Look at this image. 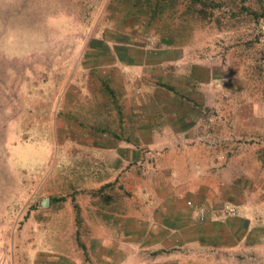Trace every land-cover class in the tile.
<instances>
[{
	"label": "rangeland",
	"instance_id": "rangeland-1",
	"mask_svg": "<svg viewBox=\"0 0 264 264\" xmlns=\"http://www.w3.org/2000/svg\"><path fill=\"white\" fill-rule=\"evenodd\" d=\"M175 1L158 20L136 23L128 37L111 0H0V264H59L39 256L68 247L77 250L73 260L79 255L73 264H98L88 249L101 235L98 222L112 221L103 212H127L150 199L145 185L134 197L130 180L116 183L122 180V168H113L116 151L108 157L91 149L114 141L101 132L127 124L91 88L99 61L90 57L89 41L113 46L124 36L153 59L132 68L117 63L128 90L143 97L158 90L156 96L176 103L178 117L177 126L167 116L158 120L154 141L142 136L137 143L139 163L124 168L155 179L159 158L181 144L172 128H188L201 145H216V170L245 199L262 238L255 246L165 253L119 244L127 256L116 264H264V0H217L204 18ZM233 208L234 216L242 214Z\"/></svg>",
	"mask_w": 264,
	"mask_h": 264
},
{
	"label": "crops",
	"instance_id": "crops-1",
	"mask_svg": "<svg viewBox=\"0 0 264 264\" xmlns=\"http://www.w3.org/2000/svg\"><path fill=\"white\" fill-rule=\"evenodd\" d=\"M108 10L112 9L108 7ZM142 22L144 20L141 18H124L122 26L132 33L128 37L138 30L136 23ZM126 40H128L126 36L123 40L114 38L113 46L96 39L89 41L92 52L101 51L99 54H96L98 51L88 52L90 57L99 61L98 68L90 72L91 88L102 97L100 102L110 104L112 107L110 111L116 110L119 116H123L125 125L127 124V127L118 130V133L113 131L127 140L117 141L114 133L104 131L101 135L107 133L106 135L114 138V141L93 145L91 149L103 154L108 153V157L116 151L119 156L113 158V168H122L120 176L122 180H115L116 183L130 180L132 189L137 190L134 191V197H138L137 192L145 185L150 193V199L144 202L142 207H132L127 212L125 210L110 214L103 212L108 218L112 216V221L102 219L98 222L101 235L94 237L97 239L94 241L95 245L91 244L88 251L93 248L90 252L97 258L98 264H116L123 262L122 259L127 256L124 254L125 247H119V244L129 245L132 249L135 247L141 249L142 246L153 248L154 251L163 253L172 248L184 250L198 247L219 250L235 249L242 243L249 246L259 244L262 237L261 234L258 236V231L254 227L255 222L248 216L249 208L245 204V199H242L239 193L233 192L234 188L229 185L230 179L225 177V172L216 170V145H211V148L201 145L198 136H193L187 131L188 128L181 127L180 130L175 128L178 125V117L173 109L176 103L171 98L163 101L161 97L156 96L158 91L156 89L153 90L152 97L137 96L132 88L128 90L129 84L120 73L117 63L132 68L149 65L153 59L151 60V55L144 54V51L127 45ZM101 82L103 87L99 84ZM104 86L112 91L113 96L104 90ZM189 110L190 108L185 111L186 114ZM164 116L169 118L171 124H176L174 129L172 128L174 133L170 135L181 144L167 148L159 158L155 179L142 180L139 168L137 171L134 166L129 167L131 170L124 167L126 163L135 161L139 163L137 143L142 136H146L149 137V141L145 142L151 144V139L154 141L152 137L157 133V127L154 125ZM181 118L187 122V118L182 115ZM102 157L105 159V156ZM98 182L109 183L106 180H93L91 184ZM45 199L48 200V204L43 206L44 209L50 205V197ZM189 202L191 206L188 205ZM228 204L229 207H236L239 212L243 210L242 214L234 217L224 215L222 209ZM195 208L202 209L203 221L198 220ZM75 250L76 248L68 247L65 251L56 250L50 255L42 253L39 260L47 261L55 257L59 264H73V261L79 260V255L73 260Z\"/></svg>",
	"mask_w": 264,
	"mask_h": 264
},
{
	"label": "trees",
	"instance_id": "trees-1",
	"mask_svg": "<svg viewBox=\"0 0 264 264\" xmlns=\"http://www.w3.org/2000/svg\"><path fill=\"white\" fill-rule=\"evenodd\" d=\"M186 14L204 18L207 9H214L217 0H185ZM175 0H111L110 6L120 9L124 18H142L148 24L166 15L175 6ZM172 41L174 38L170 35Z\"/></svg>",
	"mask_w": 264,
	"mask_h": 264
},
{
	"label": "built area",
	"instance_id": "built-area-1",
	"mask_svg": "<svg viewBox=\"0 0 264 264\" xmlns=\"http://www.w3.org/2000/svg\"><path fill=\"white\" fill-rule=\"evenodd\" d=\"M188 205L191 206V203L189 202ZM225 210H226V213L229 216H234L235 215V209L233 207L227 206L225 208ZM194 211H195V213L197 215L198 220L203 221L204 220V213H203L202 209L201 208H195Z\"/></svg>",
	"mask_w": 264,
	"mask_h": 264
},
{
	"label": "water",
	"instance_id": "water-1",
	"mask_svg": "<svg viewBox=\"0 0 264 264\" xmlns=\"http://www.w3.org/2000/svg\"><path fill=\"white\" fill-rule=\"evenodd\" d=\"M42 202H43L42 206H46L48 204V200L47 199H44Z\"/></svg>",
	"mask_w": 264,
	"mask_h": 264
}]
</instances>
